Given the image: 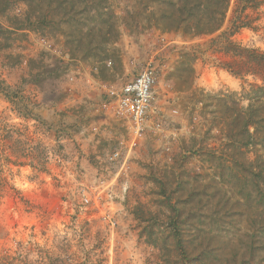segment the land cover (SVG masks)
<instances>
[{"label":"rangeland","instance_id":"374dc122","mask_svg":"<svg viewBox=\"0 0 264 264\" xmlns=\"http://www.w3.org/2000/svg\"><path fill=\"white\" fill-rule=\"evenodd\" d=\"M179 3L0 0V264H264V0L213 36Z\"/></svg>","mask_w":264,"mask_h":264},{"label":"trees","instance_id":"16d2710c","mask_svg":"<svg viewBox=\"0 0 264 264\" xmlns=\"http://www.w3.org/2000/svg\"><path fill=\"white\" fill-rule=\"evenodd\" d=\"M179 2L181 5L180 11H182L181 15H186L185 20H195L194 25L187 28H190L189 30H191L194 36H213L222 31L230 0H179ZM234 28V30L224 31L220 36H217L216 39H212V43H216V41L220 40V37H222L224 40H227L226 44L229 45V47H233L232 37L240 27L234 26ZM228 50L229 48H226L227 52H229ZM170 224L173 229L172 236L175 241L176 250L180 256L187 261V251L180 227L177 222L171 221Z\"/></svg>","mask_w":264,"mask_h":264},{"label":"built area","instance_id":"2783aa9c","mask_svg":"<svg viewBox=\"0 0 264 264\" xmlns=\"http://www.w3.org/2000/svg\"><path fill=\"white\" fill-rule=\"evenodd\" d=\"M155 82V69L149 67L124 84L116 94L118 109L138 127L147 116Z\"/></svg>","mask_w":264,"mask_h":264}]
</instances>
